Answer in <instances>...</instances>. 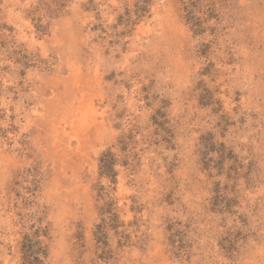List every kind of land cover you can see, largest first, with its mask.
<instances>
[{
	"label": "clouds",
	"instance_id": "9594fccd",
	"mask_svg": "<svg viewBox=\"0 0 264 264\" xmlns=\"http://www.w3.org/2000/svg\"><path fill=\"white\" fill-rule=\"evenodd\" d=\"M0 264H264V0H0Z\"/></svg>",
	"mask_w": 264,
	"mask_h": 264
}]
</instances>
